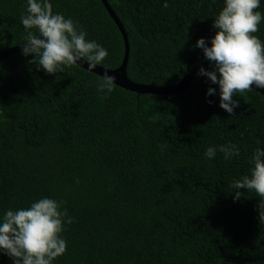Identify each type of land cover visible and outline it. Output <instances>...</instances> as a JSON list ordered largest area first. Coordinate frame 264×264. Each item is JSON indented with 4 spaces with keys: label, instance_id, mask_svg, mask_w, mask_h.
<instances>
[{
    "label": "trees",
    "instance_id": "trees-1",
    "mask_svg": "<svg viewBox=\"0 0 264 264\" xmlns=\"http://www.w3.org/2000/svg\"><path fill=\"white\" fill-rule=\"evenodd\" d=\"M51 2L108 49L98 66H121L125 39L102 0ZM108 2L126 30L133 82L172 87L208 61L195 43H210L222 0ZM25 10L26 0H0V53L23 42ZM254 35L264 41V22ZM31 60L21 51L0 60V215L42 196L63 200L75 219L54 264H264V199L230 193L264 147L262 93H237L229 114L203 76L179 95L117 84L104 95L102 77L79 65L47 74ZM229 142L238 158L204 157ZM0 264L12 261L0 253Z\"/></svg>",
    "mask_w": 264,
    "mask_h": 264
},
{
    "label": "clouds",
    "instance_id": "clouds-1",
    "mask_svg": "<svg viewBox=\"0 0 264 264\" xmlns=\"http://www.w3.org/2000/svg\"><path fill=\"white\" fill-rule=\"evenodd\" d=\"M261 3L262 0H222V7L213 17L212 27L216 31L208 38L210 43L204 37L195 43L210 63L209 69L201 66L197 74L218 86L219 106L229 114L239 107V101L233 98L237 93L252 91L253 86L264 89V41L254 35L264 22ZM168 6V0H163V7ZM20 22L26 33L19 43L21 54L31 55L30 63L47 74L63 73L66 67L83 62L92 70L105 64L109 55L108 49L88 37L79 21L54 12L51 0H26ZM115 81L116 77L105 71L97 80V91L111 94ZM216 94L217 88H207L206 96ZM217 151L225 159L240 156V147L229 142L207 147L204 157L211 160ZM248 162V174L230 182L234 201L244 195L240 189L253 191L264 199V147H256ZM64 203L42 196L28 207L4 211L0 215V253L8 256L12 264H54L67 250L63 233L75 219Z\"/></svg>",
    "mask_w": 264,
    "mask_h": 264
},
{
    "label": "water",
    "instance_id": "water-1",
    "mask_svg": "<svg viewBox=\"0 0 264 264\" xmlns=\"http://www.w3.org/2000/svg\"><path fill=\"white\" fill-rule=\"evenodd\" d=\"M104 4L106 5L109 13L111 14L112 18L118 25L120 31L122 32L124 39H125V57L123 60V63L121 66L115 70H108L100 66H96L95 69L89 70L88 64L86 62H83L79 64V66L83 67L84 69H87L88 71H91L101 77H103V74L105 71L109 73V75H114L116 77V84L121 86L122 88L132 90L134 92H137L139 94H158V95H179L181 93H184L200 75H198L199 68L203 66L205 69L210 68L209 61H206L204 64L193 70L189 75H187L179 84L172 86V87H160V86H149V85H143L138 84L130 80L127 74V67L129 63V56H130V45L128 41V37L126 34V30L122 24V22L119 20L118 16L114 12V10L111 8L108 0H102ZM22 50V45L16 46L14 48H11L9 50H6L4 52L0 53V60L7 58L15 53H18ZM254 90L262 93L264 95V89H255Z\"/></svg>",
    "mask_w": 264,
    "mask_h": 264
}]
</instances>
